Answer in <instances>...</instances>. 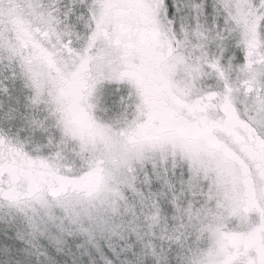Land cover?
I'll list each match as a JSON object with an SVG mask.
<instances>
[{
    "label": "snow or ice",
    "instance_id": "obj_1",
    "mask_svg": "<svg viewBox=\"0 0 264 264\" xmlns=\"http://www.w3.org/2000/svg\"><path fill=\"white\" fill-rule=\"evenodd\" d=\"M0 264H264V0H0Z\"/></svg>",
    "mask_w": 264,
    "mask_h": 264
}]
</instances>
